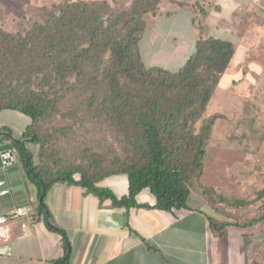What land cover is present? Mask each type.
<instances>
[{
    "label": "trees",
    "instance_id": "16d2710c",
    "mask_svg": "<svg viewBox=\"0 0 264 264\" xmlns=\"http://www.w3.org/2000/svg\"><path fill=\"white\" fill-rule=\"evenodd\" d=\"M159 2L132 0L129 7L118 10L106 0L64 1L25 33L0 27V111L16 110L29 118L20 139L4 129L8 134H0V141L6 137L10 143L0 150H15L37 189L36 214L61 235L64 256L52 264H69L71 253L68 234L53 224L45 201L56 183L78 185L100 201L127 209L149 206L136 199L144 189L154 195V208L192 209L191 184L203 172L206 146L220 117L219 113L206 116V111L236 48L224 38L200 37L177 70L147 66L139 40L146 27L144 15L154 14ZM64 89L84 90L87 104L82 114L75 111L72 117L107 126L118 150L92 149L84 163H72L71 155L63 157L50 149L38 125L48 107L56 106L57 92ZM29 142L40 147L38 162ZM112 174L128 177L126 195L118 197L99 185ZM214 192L209 189L210 195ZM263 197L264 188L257 193V198ZM209 220L217 231L231 223L218 226L212 216ZM263 220L264 213L236 224Z\"/></svg>",
    "mask_w": 264,
    "mask_h": 264
},
{
    "label": "crops",
    "instance_id": "0c3cea01",
    "mask_svg": "<svg viewBox=\"0 0 264 264\" xmlns=\"http://www.w3.org/2000/svg\"><path fill=\"white\" fill-rule=\"evenodd\" d=\"M214 1L219 10H214L210 15L216 13L215 18L213 17L216 28L219 27V21L224 20L223 17L227 19L233 17L236 11V9L224 11L226 1L235 3L238 7L255 6L261 2V0ZM181 9L190 10L178 7L174 11ZM174 14L176 13L166 17L171 19ZM160 16L162 15L149 14L145 17L146 27L139 42L142 60L140 44L144 33L149 27L151 34L153 30L157 31V26L150 22ZM228 23V28L234 30L230 22ZM169 34L174 35L172 37L175 43L171 45L163 43L151 60L152 63L161 62L159 64L167 69L174 61L189 57L199 38L193 31L191 37L173 31ZM143 62L146 64L144 60ZM9 110L11 109L0 111V116L9 114L7 113ZM28 124L29 118L28 122H23L20 130L14 131L9 121H2L0 134L7 135L8 131L4 129H9L12 137L20 139ZM9 143L10 138L3 137L0 147ZM27 146L36 160L38 150L35 144L29 142ZM12 151L15 164L19 165L20 175L11 180L22 179L24 187L12 192L10 189H3L2 185L5 182L0 181V216L10 213L19 205H31L36 211L39 202L36 186L27 178L15 150ZM205 162L199 180L192 181L198 182L199 188L191 184V198L194 197L200 203L198 206L190 204L192 209L165 211L154 208L155 197H151L149 189L142 190L136 197L138 203L149 206L127 209L111 205L110 200L100 201L97 196L86 194L78 185L66 183L52 185L45 201L53 224L63 228L70 239L69 264H233L237 255L242 256V264H255L260 255L264 261V220L248 226L237 225L238 221L233 219L216 221L218 226L223 221L231 222L219 231L211 225L210 214L206 210V205H210L208 190L215 188L219 191L221 185L218 182L222 169L217 164L207 167L208 162ZM206 169H209L211 174L213 172L218 174L213 179L215 183L213 180L209 182ZM99 185L111 189L118 197L128 193L129 183L125 174L108 175L99 182ZM63 256L64 248L60 233L50 228L43 217L38 216L32 223L21 217L0 224V264H52Z\"/></svg>",
    "mask_w": 264,
    "mask_h": 264
},
{
    "label": "rangeland",
    "instance_id": "374dc122",
    "mask_svg": "<svg viewBox=\"0 0 264 264\" xmlns=\"http://www.w3.org/2000/svg\"><path fill=\"white\" fill-rule=\"evenodd\" d=\"M64 1L76 0H0V27L11 32L25 33L35 22L44 21L54 5ZM106 1L118 10L129 7L132 2ZM225 4L224 11H236L233 17H223L224 20L219 21V27L216 28V13L210 15L214 10H219L214 0H160L154 14L162 16L150 22L157 26V31L153 30L151 34L150 27L147 28L140 46L146 64L163 66L159 64L161 62L152 63L151 60L163 43L173 44L174 35L169 34L170 31L187 37H191L193 31L199 38L214 36L234 43L236 55L206 111V116L220 114L206 146V165L217 164L222 169L218 182L221 185L219 191L214 188L215 192L210 195L208 190L210 205H206V210L216 221L233 219L242 223L264 213V197L257 198L258 191L264 188V0L249 7H238L230 1ZM178 7L190 10L175 12ZM173 13L176 14L171 19L166 17ZM149 14L152 13L144 15V18ZM206 21H209L208 24ZM228 22L234 30L228 28ZM219 29H227V32ZM194 49L195 46L192 51ZM187 58L174 61L168 68L177 70ZM57 93L56 97L59 99L56 106L48 107L38 125V132L43 137H48L52 151L65 154L63 157L71 155L72 163H84V158L92 149L98 153H106L103 151H110L113 146L118 150L116 142L111 138L112 134L106 133L107 126L87 120V117L82 116L83 120L72 117L75 111L82 114V109L87 104L83 102L87 97L84 90L64 89ZM7 113L9 114L0 116V122L9 121L14 131L20 130L24 121L28 122V118L17 111L9 110ZM35 147L38 150V162L40 147L37 144ZM217 176V173L211 174L206 169V177L210 183ZM198 180L199 178L195 181ZM192 184L199 188L198 182ZM151 197L154 198L153 194ZM189 202L194 206L200 204L194 197ZM241 240L242 238L239 241ZM242 263L241 255L234 257L233 264ZM255 264H264L262 255L256 259Z\"/></svg>",
    "mask_w": 264,
    "mask_h": 264
},
{
    "label": "water",
    "instance_id": "95a60500",
    "mask_svg": "<svg viewBox=\"0 0 264 264\" xmlns=\"http://www.w3.org/2000/svg\"><path fill=\"white\" fill-rule=\"evenodd\" d=\"M20 175L19 165L15 164V158L11 149L0 150V181L5 183L2 185L3 189H10L12 192L23 189V180L15 179L14 177Z\"/></svg>",
    "mask_w": 264,
    "mask_h": 264
},
{
    "label": "built area",
    "instance_id": "2783aa9c",
    "mask_svg": "<svg viewBox=\"0 0 264 264\" xmlns=\"http://www.w3.org/2000/svg\"><path fill=\"white\" fill-rule=\"evenodd\" d=\"M21 217L25 218L28 223H32L38 218V215L34 211L33 206L19 205L16 206L10 213L6 215H1L0 224L19 219Z\"/></svg>",
    "mask_w": 264,
    "mask_h": 264
}]
</instances>
